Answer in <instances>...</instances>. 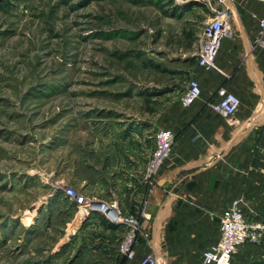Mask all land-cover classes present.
I'll return each instance as SVG.
<instances>
[{
    "label": "rangeland",
    "instance_id": "obj_1",
    "mask_svg": "<svg viewBox=\"0 0 264 264\" xmlns=\"http://www.w3.org/2000/svg\"><path fill=\"white\" fill-rule=\"evenodd\" d=\"M216 2L0 0V264L131 261L119 250L128 230L83 213L65 191L116 199L138 217V241L147 210L130 211L117 180L132 183L127 196L155 177L154 135L181 103ZM132 160L145 163L139 181ZM257 244L264 232L246 246Z\"/></svg>",
    "mask_w": 264,
    "mask_h": 264
},
{
    "label": "crops",
    "instance_id": "obj_2",
    "mask_svg": "<svg viewBox=\"0 0 264 264\" xmlns=\"http://www.w3.org/2000/svg\"><path fill=\"white\" fill-rule=\"evenodd\" d=\"M201 3H192L187 10L196 6L204 10ZM216 6L220 7L217 2ZM263 15L264 4L257 0L234 1L233 34L223 40L218 69L198 67L197 57L189 63L191 78L202 87L200 98L189 107L179 103L158 124L175 134L170 157L148 186L135 182L127 196L126 187L132 183L118 178L129 210L139 213L145 207L149 216L136 243V256L127 264H139L147 256L158 264H200L204 251L220 238L219 216L234 199L246 203L249 221L264 220V48H251ZM201 37L202 26L199 49ZM221 86L241 99L233 117L220 115L211 106ZM144 165L132 160L128 177L139 181ZM246 245L233 256V264L264 257V245L257 244L254 253Z\"/></svg>",
    "mask_w": 264,
    "mask_h": 264
},
{
    "label": "built area",
    "instance_id": "obj_3",
    "mask_svg": "<svg viewBox=\"0 0 264 264\" xmlns=\"http://www.w3.org/2000/svg\"><path fill=\"white\" fill-rule=\"evenodd\" d=\"M235 0H217L219 8H212L213 16L202 23V37L200 49L197 53L198 67L211 70L218 69L216 59L223 40L233 34L231 26V9ZM264 4V0H257ZM260 32L254 39L255 44L264 48V15L259 18ZM202 94L200 82L191 78L184 92L181 105L189 107ZM213 110L220 115L233 117L241 107V99L227 87L221 86L216 91V98L211 104ZM175 143V134L170 129H160L154 135V150L148 163L149 175L157 174L165 161L170 157ZM65 195L75 206L85 214L97 215L113 224L123 225L127 234L120 245V252L128 260L136 256L138 217L125 216L120 210L118 201L111 199L101 201L88 198L69 187ZM218 225L220 238L206 249L200 264H233V256L245 244L257 243L264 232V223L251 222L247 219L240 199H234L225 211L219 216ZM139 264H158L152 256L144 257ZM186 264V263H180Z\"/></svg>",
    "mask_w": 264,
    "mask_h": 264
},
{
    "label": "trees",
    "instance_id": "obj_4",
    "mask_svg": "<svg viewBox=\"0 0 264 264\" xmlns=\"http://www.w3.org/2000/svg\"><path fill=\"white\" fill-rule=\"evenodd\" d=\"M191 3H189V5H190ZM189 5H187V6H189ZM177 9H179V6L178 5H174V10H177Z\"/></svg>",
    "mask_w": 264,
    "mask_h": 264
}]
</instances>
